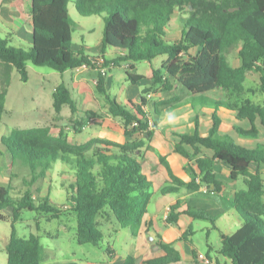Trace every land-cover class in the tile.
Segmentation results:
<instances>
[{
	"label": "trees",
	"instance_id": "16d2710c",
	"mask_svg": "<svg viewBox=\"0 0 264 264\" xmlns=\"http://www.w3.org/2000/svg\"><path fill=\"white\" fill-rule=\"evenodd\" d=\"M70 3L71 0L31 1L33 36L26 50L13 47L0 38V122L13 70L19 73L23 83H27L28 63L61 74L87 67L98 72L97 92L105 97L109 115L124 122L126 138L131 140L125 143L100 141L108 149L95 151L92 145L96 142L75 143L64 132L53 135L49 127L16 128L2 138V145L13 159L19 155L24 160L32 170L34 181L46 179L57 162L71 167L74 181L64 207L76 216L79 245L98 246L105 238L99 219H114L120 230L128 231L133 237L139 236L155 194L141 162L147 142L138 136H146L147 141H151L163 112L179 107L184 96L204 95L221 89L227 101L215 102L216 108L226 107L236 112L239 121L251 124L249 131L237 128L239 135L258 137L256 121L259 119L264 128V105L245 95L253 94V90H247L246 82L254 72L260 73V91L264 93V0H75L80 17L103 19L102 52L104 55L113 50L116 56L112 60L104 56L89 57L84 48L75 49ZM175 15H178L182 32L181 38L172 43L167 40V28ZM234 51L240 61L239 67L230 61L229 55ZM163 56L167 59L146 76L130 72L135 64H152ZM124 64H129L127 76L133 84L151 81V87L171 97L151 102L146 94L156 89L149 88L143 91L139 103H119L107 89L105 69ZM53 101L57 114L64 106H69L73 114L77 111L70 89L64 83L56 88ZM221 122L214 115L213 126L206 137L198 130L180 136L175 152L189 163L195 162L197 170L189 164V182L170 171L172 181L160 194L177 195L183 190L197 194L203 188L216 194L224 209H233L240 220V227L234 233H220L221 249L216 264H264V181L259 171L250 170L252 164H264V144L254 149L238 145L231 137L220 135ZM91 151L94 153L89 154ZM218 163L230 167L233 181L244 179L245 188L237 191L232 201L222 195L224 183L215 173ZM184 203L178 201L171 207L167 217L169 225L178 226L181 215L185 214L193 220L210 221L218 229L216 218L202 209L188 207L180 212ZM5 210H11L12 226L6 246L7 264H44L46 248L41 237L35 234L20 237L16 225L23 211L45 214L47 221H51L63 215L62 208L49 195L37 198L29 189L14 195L12 186L0 184L1 222L7 220L1 214ZM193 235L190 226L182 240L191 244ZM158 245L163 253L161 258L139 263L129 255L121 264L181 262V254L172 244L160 242ZM110 254L109 248L107 255Z\"/></svg>",
	"mask_w": 264,
	"mask_h": 264
},
{
	"label": "crops",
	"instance_id": "0c3cea01",
	"mask_svg": "<svg viewBox=\"0 0 264 264\" xmlns=\"http://www.w3.org/2000/svg\"><path fill=\"white\" fill-rule=\"evenodd\" d=\"M31 1L32 0H0V38L7 40L11 46H20L21 48H28L32 41L33 36V29H32V14H31ZM177 29V35L175 38H171L170 34L172 29ZM182 28L178 20V15H175L171 25L167 28V40L169 42H176L181 38ZM90 42V41H89ZM75 49L80 50L84 48L85 53L89 57H94L98 55L100 52L102 56L105 57L107 60H112L115 58L116 53L113 50H108L104 55L102 52V39L100 40V49L98 52L92 50V48L87 47L85 45L84 39H82V44H75ZM23 46V47H22ZM167 58L165 56L157 58L152 64L148 62H141L135 64L134 69L130 72L132 74L146 76L149 74L151 69L159 68L163 61ZM160 63V65H159ZM27 64V69L29 72V65ZM129 64H124L122 67H114L110 69L107 73V89L111 96L115 98L121 104H127L129 102L139 103L142 97V91L145 85L152 84L151 81L142 80L138 84H133L129 79H125V76H116L113 72L115 69H123L124 67H128ZM235 67L240 66V61L238 59L237 65ZM141 67H143L141 69ZM91 70L90 68L83 67L81 69L75 71H66L65 73L61 74V81L56 82L53 86L52 83H49V86H44L43 82L46 79L44 76L43 81L41 83V91L34 92L29 94L27 97H22L21 99H25L29 101L23 110H27L28 112L32 113V116L23 119L22 123L24 127L18 129H33V128H43L49 126L38 125L40 122H45L47 118L51 119V116L55 114L54 106H53V94L56 88L64 83L68 86L71 92L72 99L76 103L77 111L76 113H72L69 106H64L61 115L67 111L75 118L79 115H83L84 112L88 111V108L83 107L82 104L80 105L81 100H85V97L89 94V87L91 82L97 83V77H87L86 75H82L84 72ZM15 71L12 72V79L10 86L8 88V93L6 97V104H5V113L2 118V122H4L5 117L9 111V106L11 104V86L12 81L15 78ZM1 63H0V82H1ZM255 74L258 72H254ZM260 75V73H258ZM67 75V76H66ZM94 75V73H92ZM250 75L248 76L247 81L249 80ZM21 78V77H20ZM260 80V76L257 81ZM50 81V80H49ZM30 82V73H29V81L25 84H29ZM49 90V92H48ZM48 92V93H47ZM99 94V93H98ZM102 96L99 94L97 98H95L96 102L100 101ZM227 98L225 92L221 89H217L211 91L204 95H196V96H184L181 104L179 107L164 111L160 120V124L156 130V133L151 141H154V145L160 149V153L167 156V158L163 157L166 163V169L161 168L162 163L161 161L155 162V167L148 173L146 170L147 161L144 162L141 158V162L143 165V173L148 178L149 181L153 183V192L155 194L154 200L151 206L156 203L158 205V209L156 208L155 213H151L149 208V213L145 218L144 224L141 227L140 234L138 237H133V242H130V245L122 252L119 253L113 247V251L110 255H108V259L103 261L100 264H121L125 261L127 256L133 255L138 262L158 259L163 256L162 251L159 248V243H167L172 244L173 247L181 254V262L178 264H216V259L219 257V254L212 256L210 251L212 247L209 246V252L204 254L199 251V248L195 246L193 243L189 244L182 240V236L186 230L181 227V222L184 221L189 226H192V221L189 216L183 214L180 217L178 226L177 225H169L167 223V217L169 215L170 209L173 205H175L178 201H184V205L179 210L180 212H184L188 209V207L198 208L204 210L206 213L210 214L211 216L218 217L222 216L223 214L227 213L228 210L234 212L233 209L229 208L225 210L224 207L220 204V202L216 198V194L214 193H205V188L202 189L201 192L197 194H188L185 190H183L180 194L177 195H168L162 196L160 194L161 189H163L166 185L171 183V175L170 171L173 174L186 182L191 180V176L188 175L185 171V166H189V164L197 170V165L195 162L189 163V161L184 158L183 156L177 154L174 150V145L179 141L180 136L186 134H193L195 131H199L203 137L208 136L212 126H213V118L216 115L222 122L220 128V135L221 136H229L231 137L238 145L254 149L259 144H264V128L258 119L256 121V128L258 130V137L257 138H245L238 134L236 131L237 128L243 129L245 131L251 130L252 126L248 121H239L236 117V112L227 109L226 107H219L216 108L214 105L215 102H224ZM103 99V98H102ZM45 100L47 103V107L50 110H44V114H41L42 110H38L39 103ZM264 105V103H259ZM84 106L87 107L85 104ZM66 108L70 110H65ZM108 109V105L106 106ZM82 109V110H81ZM87 109V110H86ZM96 111V110H93ZM169 115L173 117V119L169 120ZM4 125V123H3ZM16 129V128H14ZM87 129V128H86ZM52 132V130H51ZM2 138L0 139V146L2 145ZM4 148V147H3ZM172 148V150H171ZM204 154V153H203ZM1 157H5L6 153L2 151L0 154ZM170 167L169 168L167 167ZM225 169L228 171V175L222 177L220 175V171ZM251 172L256 173L260 172L264 181V164H252L250 167ZM215 173L217 178L224 183L222 195L227 198L228 200L232 201L234 199V195L237 191L244 189L245 185L239 186L238 183L243 182V178H240L237 181H233L230 178L231 169L224 163H218L215 166ZM5 175V176H3ZM8 172L3 170L0 167V177L4 179H10L8 176ZM74 175V172H73ZM71 175V178H73ZM8 177V178H7ZM232 187L230 190L231 194H229V187ZM217 225V223H216ZM169 226L178 228V236L172 237L168 239V228ZM218 227V226H217ZM194 230V228H193ZM237 230V229H236ZM117 233L121 231L118 226L115 229ZM195 234V232H194ZM225 234H232V233H225ZM184 243L186 244V255L184 256L182 253L181 248L178 244ZM194 252L196 256L194 255ZM68 254H61L59 255L58 252L52 249H46V256L44 264H51L48 262L50 259L60 258V257H67ZM203 256V258H201ZM186 258V260H185ZM188 258V260H187ZM6 258V264H7ZM78 262L80 264H99V263H90V262H83L74 260H67V261H59V263H66V262Z\"/></svg>",
	"mask_w": 264,
	"mask_h": 264
},
{
	"label": "rangeland",
	"instance_id": "374dc122",
	"mask_svg": "<svg viewBox=\"0 0 264 264\" xmlns=\"http://www.w3.org/2000/svg\"><path fill=\"white\" fill-rule=\"evenodd\" d=\"M74 1L75 0H71V3L69 4L71 18L75 24L73 28V41L75 44H82V39H84L85 45H87V47L90 45L93 51L98 52L100 49V40L103 36V19L101 17H80L75 9ZM176 32L177 29L173 28L171 30L172 34H170V37L174 39L177 35ZM15 47L21 48L18 45ZM24 49L26 50L25 47ZM94 57L101 58V52ZM229 57L233 65H237V52H232ZM101 63H103V60H101L100 64ZM142 68L143 67H141V69ZM108 71L109 69H105L106 73H108ZM127 71H129V67H124L123 69L117 68L113 73L116 76H125V79H128ZM29 73L30 82L29 84H25L21 81L19 73L15 71V75L17 77L12 81L10 91L11 104L9 106V111L4 119V122L0 123V139L1 137H6L9 135L14 128L24 127L22 120L32 116V113L28 112L27 110H23L29 101H26L25 99L22 100L21 98L27 97L29 94L34 92L39 93L42 90L41 83L44 76L46 79H48L43 82L44 86H49L50 82L54 86L56 82L61 81V73L56 72L48 67H38L30 64ZM92 73H94V75H92ZM82 75H86L87 77L95 76L98 78V72L94 69L86 71ZM259 76L260 75L258 73L250 74L249 80L246 82V88L247 90H253V94L247 93L245 98L251 99L256 103L263 104L264 93L260 91V80L257 81ZM151 86V84L145 85L143 88V91L149 88L156 89V91L146 94V98L149 101L158 102L171 97V94H164L160 92L159 88H153ZM88 87L89 94L85 97V100L80 101V105L82 104V109L83 107L88 108L87 112H84L83 115H79L76 118L70 113H67V111L62 115L61 113L57 114L55 112V114L51 116V119L47 118L45 122H40L38 125L49 126L53 135H59L61 132H64L69 140L75 143L85 144L88 142H96L92 145V150L95 151L96 149H108V147L105 144L100 143V141L125 143L126 141L131 140L130 137L126 138L124 122L121 119H116L109 115L108 109L106 108L108 103L105 97L101 95L103 99L99 97L100 101H95V98L99 96L96 89L97 83L95 84L91 82L90 86ZM226 101L227 98L224 102ZM85 104L87 107L84 106ZM37 106L38 110H42L41 114H44V110H50L47 107L45 100H43L41 104L39 103ZM65 110L70 109L66 108ZM146 110H150V108H147ZM91 113L93 115H91ZM90 116H94L96 118V122L89 125L87 129H82V126L87 123ZM138 138L146 140L147 142L146 147L143 149L141 158L144 160V162L147 161L146 170L148 173L153 167H155L154 165L156 161H161V168L167 170L166 163L168 158L166 155L159 152L160 149L154 145V141H147L146 136L144 137L143 135L138 136ZM2 151L6 153V156H0V167L8 172L7 176L10 179H4L3 177H0V184L7 187L12 186L14 189V195H19L20 193L22 194L28 189L37 198H43L49 195L52 201L59 205V207L64 211L63 215L59 219H54L51 221H47L45 214H41V216L35 212L23 211L21 214V220L16 225L20 237L28 238L32 234L39 235L41 237L43 246L47 250L56 249V252H58L59 255L61 252L63 254H68L67 257L50 259L48 262L51 264H58L57 262L59 261L76 259L78 261L100 264L104 260L106 261L108 259L107 249H109L110 246L119 253H122L127 248V246L130 245V242H133V237L128 231L121 230L119 233L115 231L117 224L114 219H111L110 221L99 219L100 227L105 233V238L103 241H101L98 246L79 245L76 239V216L70 212L69 209L64 207V204H67L69 187L74 181V178H71V175H73V170L71 167L62 162H57L48 171V177L46 179L38 178V180L34 181L32 178L33 174L31 168L24 163V160L19 155H16V158L13 159L10 153H8L7 150L3 148V146H0V153H2ZM93 153L94 151H91L89 154ZM163 157L167 158V161L162 159ZM187 168H189V166H185V171L188 175H190ZM38 172L39 170L37 173ZM220 175L225 177L228 175V171L222 169L220 171ZM238 185L243 186L245 184L240 182ZM228 189L229 196L231 194L230 190H232V187L230 186ZM156 208L158 209V205L154 203L150 208L152 214L155 213ZM1 214H3L7 220L2 222L0 221V264H6V246L12 233L10 216L11 210H5ZM215 218L218 229H215L214 224L210 221H192L195 232L192 237L193 243L197 248H199V251L204 254L210 251L209 246L212 247V250L210 251L212 256L217 255L218 251L221 249L220 233H234L236 229L240 227V220L235 211L233 212L228 210L227 213ZM188 226L189 225L184 221L181 222V227L184 230H187ZM168 230V239L177 237L179 234V229L176 227L169 226ZM178 246L181 248L184 256L187 257L186 244L181 243L178 244ZM112 251L113 249L111 248V252Z\"/></svg>",
	"mask_w": 264,
	"mask_h": 264
},
{
	"label": "built area",
	"instance_id": "2783aa9c",
	"mask_svg": "<svg viewBox=\"0 0 264 264\" xmlns=\"http://www.w3.org/2000/svg\"><path fill=\"white\" fill-rule=\"evenodd\" d=\"M95 122H96V118L94 116H90L89 119H88V121H87V123L82 126V129L85 130L86 128H88L89 125H91V124H93ZM204 192L207 193V194L209 193L207 191V189H205ZM201 258H203V256H201Z\"/></svg>",
	"mask_w": 264,
	"mask_h": 264
},
{
	"label": "clouds",
	"instance_id": "9594fccd",
	"mask_svg": "<svg viewBox=\"0 0 264 264\" xmlns=\"http://www.w3.org/2000/svg\"><path fill=\"white\" fill-rule=\"evenodd\" d=\"M168 118H169V120H170V121L173 119V117H172L171 115H169V117H168Z\"/></svg>",
	"mask_w": 264,
	"mask_h": 264
}]
</instances>
